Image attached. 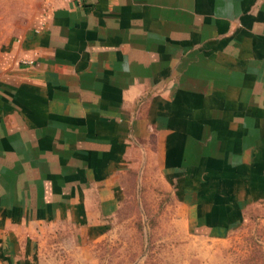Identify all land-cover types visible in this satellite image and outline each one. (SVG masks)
I'll use <instances>...</instances> for the list:
<instances>
[{
	"label": "crops",
	"instance_id": "0c3cea01",
	"mask_svg": "<svg viewBox=\"0 0 264 264\" xmlns=\"http://www.w3.org/2000/svg\"><path fill=\"white\" fill-rule=\"evenodd\" d=\"M0 256L102 231L156 169L186 221L264 209V0H49L0 52Z\"/></svg>",
	"mask_w": 264,
	"mask_h": 264
},
{
	"label": "rangeland",
	"instance_id": "374dc122",
	"mask_svg": "<svg viewBox=\"0 0 264 264\" xmlns=\"http://www.w3.org/2000/svg\"><path fill=\"white\" fill-rule=\"evenodd\" d=\"M48 2L0 0V52ZM134 179L99 235L66 222L26 225L36 264H264L263 208L248 207L242 221L210 231L186 221L156 169Z\"/></svg>",
	"mask_w": 264,
	"mask_h": 264
},
{
	"label": "built area",
	"instance_id": "2783aa9c",
	"mask_svg": "<svg viewBox=\"0 0 264 264\" xmlns=\"http://www.w3.org/2000/svg\"><path fill=\"white\" fill-rule=\"evenodd\" d=\"M72 2L76 3L77 5H82L85 0H71Z\"/></svg>",
	"mask_w": 264,
	"mask_h": 264
}]
</instances>
